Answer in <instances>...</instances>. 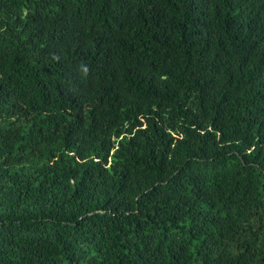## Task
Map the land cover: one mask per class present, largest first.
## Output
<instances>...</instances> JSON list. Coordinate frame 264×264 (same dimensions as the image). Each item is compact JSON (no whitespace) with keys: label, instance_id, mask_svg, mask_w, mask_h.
Masks as SVG:
<instances>
[{"label":"trees","instance_id":"1","mask_svg":"<svg viewBox=\"0 0 264 264\" xmlns=\"http://www.w3.org/2000/svg\"><path fill=\"white\" fill-rule=\"evenodd\" d=\"M0 264H264V0H0Z\"/></svg>","mask_w":264,"mask_h":264}]
</instances>
